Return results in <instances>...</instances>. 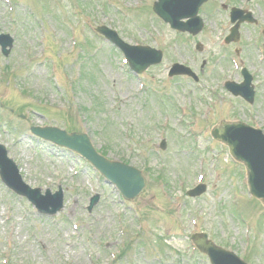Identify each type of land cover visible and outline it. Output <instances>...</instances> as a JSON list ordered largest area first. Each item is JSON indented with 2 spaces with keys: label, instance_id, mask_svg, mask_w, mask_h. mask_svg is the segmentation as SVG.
<instances>
[{
  "label": "rangeland",
  "instance_id": "1",
  "mask_svg": "<svg viewBox=\"0 0 264 264\" xmlns=\"http://www.w3.org/2000/svg\"><path fill=\"white\" fill-rule=\"evenodd\" d=\"M10 1L0 0V33L15 39L8 57L0 47V144L31 187L61 188L65 208L40 215L0 181V264H210L190 240L195 233L264 264V204L250 199L245 168L211 136L232 119L264 130V63L255 45L264 43V0L249 6L259 23L243 25L240 41L226 47L228 57L259 72L252 103L220 82L232 68L217 62L219 31L227 29L222 0L203 6L211 31L196 39L155 15L158 0ZM100 26L128 44L162 50L164 62L135 76L123 53L95 32ZM175 61L199 72L206 66L207 78H169ZM36 125L88 134L109 159L141 169L147 188L123 202L80 156L31 137ZM202 182L207 192L189 197ZM95 195L101 199L89 212Z\"/></svg>",
  "mask_w": 264,
  "mask_h": 264
},
{
  "label": "water",
  "instance_id": "2",
  "mask_svg": "<svg viewBox=\"0 0 264 264\" xmlns=\"http://www.w3.org/2000/svg\"><path fill=\"white\" fill-rule=\"evenodd\" d=\"M205 1L207 0H161L155 5L154 10L173 28L183 32L190 31L196 34L200 31L201 27L197 28L195 17L198 8ZM192 17H194V19L186 24L181 22L185 18ZM98 31L104 34L117 47L124 51V53L130 60L131 68L137 73H142L150 66L159 64L163 60L162 52H157L149 48L130 47L122 43L116 33H112L104 28L99 29ZM0 45H2L3 47L4 54L8 55L10 53V50H7V48L13 47V39L10 36H1ZM188 72V69L177 65L172 75L188 74ZM230 126L231 125L223 124L221 127L215 129L214 136L218 139H222L228 142L234 156L238 160L246 164L250 171L252 193L258 197L264 198V144L260 138V135H252L251 133H248L243 129L234 130L232 129L233 127ZM32 131L40 137L52 141L60 146L67 147L82 155L84 158L90 161L93 166H95L99 171L105 174L108 179L116 183L126 199H135L143 190L145 184L140 172L128 168L122 164H113L103 159L97 153L92 145L90 138L87 135H68L66 132H61L59 130L51 128H34ZM247 139H249V143L245 146V142ZM0 166L3 169H6L8 167V171H10L14 175V177L10 179L9 176L5 174V177L9 179L10 185H12L16 190H18V188L21 189V187L23 186L26 190V193L23 194L28 196L30 201L39 210L49 212L48 209L53 206L54 210L52 213L54 214L62 209V199L60 196H56L53 198L48 196L46 202H44L39 196L40 191H31L28 187H25L21 182V178L18 174L17 169L15 168V166L9 165L6 162L4 154L0 156ZM19 183L22 186H20ZM19 193L21 194L22 192ZM198 246L203 252L210 255L213 264H239V262L231 254H220L219 250L215 249L214 246L210 243L198 241ZM227 259L230 263L227 261Z\"/></svg>",
  "mask_w": 264,
  "mask_h": 264
},
{
  "label": "flooded vegetation",
  "instance_id": "3",
  "mask_svg": "<svg viewBox=\"0 0 264 264\" xmlns=\"http://www.w3.org/2000/svg\"><path fill=\"white\" fill-rule=\"evenodd\" d=\"M243 1L244 0H242L241 4L240 3H236L235 0H222L221 1L220 13L222 15H224L226 17V19H229V22H228L229 23V29H228V31H231V28H232V25H230V14H231V10L233 8H241L243 10H246V12L243 14V16H247L248 15L247 11L252 12L251 10H249L248 7H247L248 8L247 9V8H245L243 6ZM258 23H259V19H257L256 25ZM243 25H245V24H243ZM243 25H242V27H243ZM263 32H264V29H263ZM241 62H243L242 64L244 65V67H246L249 71H251L250 63L245 62L244 60H241Z\"/></svg>",
  "mask_w": 264,
  "mask_h": 264
}]
</instances>
